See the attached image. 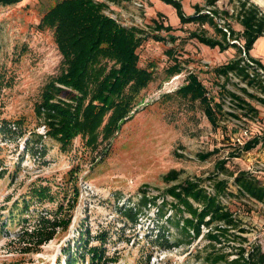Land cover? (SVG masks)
<instances>
[{"label":"rangeland","instance_id":"rangeland-1","mask_svg":"<svg viewBox=\"0 0 264 264\" xmlns=\"http://www.w3.org/2000/svg\"><path fill=\"white\" fill-rule=\"evenodd\" d=\"M58 1L25 0L0 8V264H69L68 253L78 257L76 264H88L87 253L83 252L85 262L79 256L85 246L82 243L88 242L89 248L100 245L99 236L104 235L107 256L116 261L109 264H207L202 260L210 243L204 236L206 228L190 246L181 244L165 250L153 244L149 236L156 209L140 204L137 224L123 217L120 209L137 205L144 187L151 196L166 195L167 189L186 179L226 178L216 169L219 161L226 160L227 171L237 174L249 167L256 170L255 159L264 160V150L248 157L233 146L232 139L244 128L264 126V106L240 91L244 83L233 76L225 83L215 74L216 68L236 56V50L221 52L189 39V32L199 30L198 25H181L176 9L162 0H144V19L137 29L144 31L146 41L137 50L138 67L151 71L153 81L137 96L129 119L120 124L110 140L100 139L97 147L91 148L79 136L66 152L46 135L35 114L44 87L65 70L54 30L41 29L44 15ZM177 1L187 16L194 14L195 5L205 4L204 0ZM239 1L219 0L217 7L232 13ZM250 1L264 9V0ZM119 8L131 11L130 3ZM120 9L114 14L125 21ZM158 14L165 17L163 22L173 28L172 32L154 31ZM229 23L236 31L242 30L235 19L230 18ZM205 28L214 35L213 29ZM158 35L165 40L153 39ZM263 43L258 42L251 55H258L264 63ZM175 61L181 63L183 71L170 77L167 70ZM190 73L198 76L214 103L223 105L225 114L218 112V126L210 123L200 100L177 92L188 84ZM224 83L226 90L221 88ZM226 91L257 108L258 118L243 115L234 102L230 104ZM228 113L238 116L232 118ZM211 153L208 159H202ZM232 153L239 156L231 157ZM171 170L180 171L181 176L176 182L166 183L164 176ZM228 180L231 191L237 193L233 178ZM41 190L53 199H38L35 191ZM168 200L172 201L170 197ZM24 201L30 206L27 213L21 212ZM228 206L247 230L243 234L245 246L260 245L264 249V209L241 195ZM57 212H62L61 219L67 226L58 228L56 237L38 251L21 250L29 248L18 239L22 219L32 217L27 226L31 231L39 214ZM170 235L173 243L186 241L174 227Z\"/></svg>","mask_w":264,"mask_h":264},{"label":"trees","instance_id":"trees-1","mask_svg":"<svg viewBox=\"0 0 264 264\" xmlns=\"http://www.w3.org/2000/svg\"><path fill=\"white\" fill-rule=\"evenodd\" d=\"M23 1L25 0H0V8L17 5ZM162 1L176 9L181 25L199 26V30L189 32V39L221 52L236 50V56L216 68L215 74L219 78L223 77L225 83H229L232 76L239 79L245 85L240 91L264 106V99L261 97L264 96V63L251 55L256 42L264 38V9L250 0H240L230 13L217 7L219 0H204L203 6L195 5L194 14L187 16L180 1ZM106 7V4L96 0H60L49 9L41 22V29L54 30L65 70L44 87L35 114L44 125L46 135L57 141L66 152L79 136L85 139L91 148H96L100 139L102 142L110 140L119 130L120 124L129 119L137 105V96L153 81L151 71L138 67L140 59L137 50L146 41L144 31L137 27L120 25L105 15ZM158 16L160 19L154 20V31L159 34L172 32L173 28L165 26L163 22L165 17L162 14ZM230 18L236 20L242 28L241 31H236L231 26ZM219 21L223 22V25ZM206 26L213 29V36L208 34ZM153 39L161 42L165 40L160 35L154 36ZM182 71L181 63L175 61L167 73L174 77ZM187 80L188 84L177 92L193 101L200 100L205 106V114L210 123L218 126V112L225 114L223 105L214 103L213 97L197 75L190 73ZM225 83L221 87L224 90ZM226 92L243 115L258 118L259 110L245 98L233 92ZM261 139L257 134L240 152L244 155L245 152L253 150ZM212 155L213 153L201 157L206 160ZM238 156L231 154V157ZM226 163V160H222L216 164V169L227 175L226 178L213 176L205 180L186 179L167 189L166 195L151 196L148 187H144L141 189L139 203L123 207L120 212L123 217L137 224L141 215L140 209L137 208L140 204L156 209L149 236L153 239V244L165 250L181 244L190 246L200 238L202 229L206 228L208 232L204 236L210 243L205 247V256L202 258L205 263L264 264L263 247L245 246L247 239L243 234H246L247 230L241 227V221L228 206L232 199L241 195L242 198L253 200L255 204L264 207V186L257 177L246 171L237 174L228 172ZM180 176V171L171 170L164 176V181L176 182ZM228 176L233 178L237 193L231 191L232 185ZM35 194L38 199H53L49 192L44 190L35 191ZM169 197L172 201L168 200ZM62 207L60 205V211ZM29 208V203L24 201L21 212L27 213ZM168 211H171V214H168ZM250 212V209L247 210V213ZM61 216L62 212L52 215L39 214L31 231L27 226L31 224L32 217L22 219L23 226L18 239L21 245L25 244V247L29 248L22 247L21 250L35 252L53 240L57 229L67 226ZM172 227L183 233L186 241L173 243L170 239ZM234 231L239 232V235ZM104 236H99L100 245L89 248L88 242L82 243L85 246L79 256L83 262L86 259L83 252L89 255L88 264L116 262L107 256V239ZM216 246L228 248L229 251L219 250ZM232 256L235 258L230 259ZM77 261V256L73 257L68 253L69 264H76Z\"/></svg>","mask_w":264,"mask_h":264},{"label":"built area","instance_id":"built-area-1","mask_svg":"<svg viewBox=\"0 0 264 264\" xmlns=\"http://www.w3.org/2000/svg\"><path fill=\"white\" fill-rule=\"evenodd\" d=\"M97 2L104 3L107 5L105 8V15L115 20L117 23L124 27H137L138 25H142L143 19H144V12L146 8V4L144 0H96ZM130 3V12H125L121 10L119 7L123 4ZM120 9L122 12V17L125 19V21H122L120 19L121 15H115L114 12H118L117 10ZM132 18L133 21L129 22L128 19ZM261 73H263L261 71ZM264 99V96H262ZM230 104H233V101L231 99H228ZM235 103V102H234ZM234 115V113H231ZM232 118H235L234 116H231ZM260 122V121H259ZM256 128H244L241 131L240 135H235L232 139L233 146L237 147L238 149L242 150V148L245 146V144L249 141H252L258 134V136L262 137L260 143L251 151L245 152L244 155L252 156L254 152L257 150L263 151L264 150V126H255ZM260 152V153H261ZM256 165H258L255 169L252 167H249L248 170L246 169V172H248L250 175L257 177L262 182V185L264 186V160H258L255 159ZM208 189V187H206ZM249 202H253V200L249 199ZM254 203V202H253ZM263 209L264 207L261 206Z\"/></svg>","mask_w":264,"mask_h":264},{"label":"crops","instance_id":"crops-1","mask_svg":"<svg viewBox=\"0 0 264 264\" xmlns=\"http://www.w3.org/2000/svg\"><path fill=\"white\" fill-rule=\"evenodd\" d=\"M260 41H264V38L258 40V41L256 42V44H257L258 42H260ZM256 44H255V46H256ZM263 44H264V43H263ZM255 46H254V47H255ZM262 47H264V45H263ZM254 58L262 60L260 57H258V55L254 56Z\"/></svg>","mask_w":264,"mask_h":264}]
</instances>
